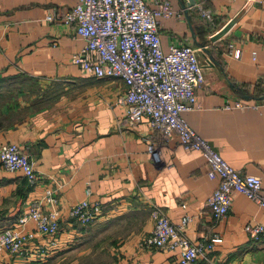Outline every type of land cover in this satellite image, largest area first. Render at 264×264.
<instances>
[{"label":"crops","instance_id":"1","mask_svg":"<svg viewBox=\"0 0 264 264\" xmlns=\"http://www.w3.org/2000/svg\"><path fill=\"white\" fill-rule=\"evenodd\" d=\"M169 1L177 13L159 20L161 47L166 52L174 44L191 46L204 73L198 107L183 117L229 164L259 175L264 189V0H202L212 21L200 16V0ZM75 2L0 0V145L17 143L38 175L31 184L22 171L0 162V229L19 227L18 217L46 187L59 198L61 211L57 243L35 239L46 245V259L3 253L0 264H52L62 250L68 253L83 231L68 208L85 197L101 202L95 239L107 238L98 243L111 255L107 264L172 263L174 251L139 244L152 230L153 207L174 222L188 214L185 233L191 240L220 237L194 264H264V235L244 229L247 222H264V206L235 192L227 215L214 218L205 202L218 179L207 175L203 154L185 149L176 132L163 136L147 117L130 124L118 103L123 81L94 77L75 62L84 41L72 26L45 20L51 10L63 13ZM31 82L40 88L36 93H30ZM236 102L245 107H234ZM21 110L26 114L17 117ZM150 141L157 158L147 149Z\"/></svg>","mask_w":264,"mask_h":264},{"label":"built area","instance_id":"2","mask_svg":"<svg viewBox=\"0 0 264 264\" xmlns=\"http://www.w3.org/2000/svg\"><path fill=\"white\" fill-rule=\"evenodd\" d=\"M195 6L202 18L213 20L211 10L203 6L202 0ZM175 13L169 0H155L154 5L147 0H76L63 13L51 10L45 20H60L72 26L75 36L84 41L75 62L85 73L123 81L125 92L118 103L125 105L126 120L130 124L147 117L150 125L163 136L176 132L185 149L199 150L203 154L207 175L218 179L205 202L214 218L227 215L235 192L264 206L261 177L229 164L183 117L185 112L198 107L196 91L204 83V73L191 46L174 44L166 52L161 47L159 20ZM233 55L238 58L240 50L234 49ZM231 107L225 105L226 109ZM234 107L243 108L245 105L236 102ZM147 149L158 157L153 142L148 143ZM0 162L8 170L22 171L31 184L37 181L38 175L29 154L17 143L0 145ZM58 204L59 198L50 187H46L43 195L33 199L27 211L18 217L19 227L0 229V257L6 253L18 258L34 255L46 259V245L42 241L35 242V239L44 236L52 246L57 243L61 217ZM100 211V201L85 197L71 204L67 215L85 225L93 222ZM151 216L152 230L141 238L139 244L174 251L176 257L171 264H194L197 258L213 248L215 240H220L217 235L191 240L185 233L190 220L188 214L174 222L163 209L153 207ZM28 221L33 222L34 229L23 228ZM244 229L253 237L264 235V222H247Z\"/></svg>","mask_w":264,"mask_h":264},{"label":"rangeland","instance_id":"3","mask_svg":"<svg viewBox=\"0 0 264 264\" xmlns=\"http://www.w3.org/2000/svg\"><path fill=\"white\" fill-rule=\"evenodd\" d=\"M30 93L37 91L38 85L34 82L28 84ZM36 89V90H35ZM38 87V91H39ZM26 110L18 111L17 117H23L26 114ZM14 118L16 114L14 113ZM82 235H77L73 240L68 253L60 252L61 256L56 259H50L52 264H107L111 259L109 251L106 247L99 249V244L107 240L106 237L95 239V220L91 223L82 225ZM86 230V231H85ZM62 257V258H61Z\"/></svg>","mask_w":264,"mask_h":264},{"label":"water","instance_id":"4","mask_svg":"<svg viewBox=\"0 0 264 264\" xmlns=\"http://www.w3.org/2000/svg\"><path fill=\"white\" fill-rule=\"evenodd\" d=\"M192 3H193V0H192ZM230 25H231V23L228 26L222 28L217 34L213 35L211 40H216L221 35H223L227 31V29L230 27Z\"/></svg>","mask_w":264,"mask_h":264}]
</instances>
